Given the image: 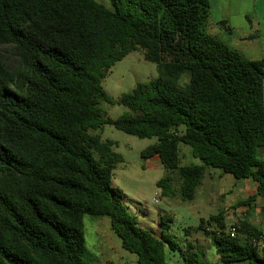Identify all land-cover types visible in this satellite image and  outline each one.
<instances>
[{"label": "trees", "instance_id": "obj_1", "mask_svg": "<svg viewBox=\"0 0 264 264\" xmlns=\"http://www.w3.org/2000/svg\"><path fill=\"white\" fill-rule=\"evenodd\" d=\"M110 1L112 9L96 0H0V264H84L86 216L108 217L137 264H171L166 250L177 245L140 227L113 185L122 157L92 134L105 124L156 138L142 157L177 174L184 202L194 201L204 167L256 182L243 205L264 196V59L248 60L210 33L207 0ZM139 50L158 78L121 97L130 114L108 119L100 105L116 102L102 81ZM180 144L203 166H181ZM172 182L157 183L164 197L175 196ZM198 230L219 260L190 246L181 264H264L256 245L264 233L248 222L229 226L219 213Z\"/></svg>", "mask_w": 264, "mask_h": 264}, {"label": "rangeland", "instance_id": "obj_2", "mask_svg": "<svg viewBox=\"0 0 264 264\" xmlns=\"http://www.w3.org/2000/svg\"><path fill=\"white\" fill-rule=\"evenodd\" d=\"M96 1L104 7L112 9L110 0ZM248 2L251 6L254 1L248 0ZM211 3L213 13L217 15V8L213 0ZM263 5L264 0H260L259 8ZM255 25L256 30L253 34L260 35L259 38L262 39L264 37V19ZM216 32L212 31L213 34ZM226 44L248 60L264 59V47L262 46L245 45V43L235 40L231 43L227 41ZM1 52L5 56L7 64L12 65L15 58L11 51L4 47ZM157 78L156 65L147 62L141 50L127 55L110 69L102 81L104 92L116 102L114 105L106 102L101 103L100 107L104 116L111 120H117L130 114L129 109L118 104L121 97L131 93L137 85L148 83ZM188 83L189 75L184 74L179 86L184 88ZM92 134L100 136L103 142H112L114 152L122 157V161L116 165L113 172V185L122 191L124 205L128 213L137 218L140 227L148 230L157 238H161L163 231L177 245L176 251L167 248L166 259L168 263L181 264L183 261L180 250L185 251L190 246H193V249L205 261L217 263L219 258L216 248L211 244L209 237L197 229L202 218L207 217L204 219L206 221L210 214H218L223 210L224 204L218 196V183L227 192L230 188L229 182L241 183V181L235 180L230 175H224L227 181L225 184L219 181L218 174L215 172L217 170L204 167V176L201 185L196 190L194 201L184 202L179 197L177 174L165 169L155 159L145 160L142 157L145 150L158 143L156 138L139 139L108 124H105L100 131H94ZM179 155L181 166H203L202 162L193 156L192 148L188 145L180 144ZM258 158L264 161V146L259 149ZM168 178H172L173 181L174 197H164L162 189L157 186L159 181ZM213 184L215 186H212ZM242 198L243 195L236 196L234 200ZM162 216L172 218L173 222H166L161 225ZM233 223H229V226ZM206 228L211 229L207 225ZM84 236L86 242L84 264H105L107 262L137 264V256L122 248L121 240L111 229L108 217L86 216L84 218ZM209 247L211 248L209 249ZM234 264L249 263L248 261H240Z\"/></svg>", "mask_w": 264, "mask_h": 264}, {"label": "crops", "instance_id": "obj_3", "mask_svg": "<svg viewBox=\"0 0 264 264\" xmlns=\"http://www.w3.org/2000/svg\"><path fill=\"white\" fill-rule=\"evenodd\" d=\"M207 1L210 6V32L212 33V31H217L216 34L212 33L213 35L217 36L225 43L227 41L231 43L235 40L237 42L245 43V45H255L258 41L256 45L264 47V37L260 39V35L253 34L256 30L255 24H257L261 19H264V5L259 8L260 0H253L254 2H252L251 6L248 0H213L215 7L217 8V15L213 13L211 0ZM221 22H225L226 27H229L230 31H228L226 27H221ZM154 159L159 162L157 158ZM215 172L218 174L219 181L226 184L227 181L224 174L220 171ZM218 185L219 200H222L224 204L223 210L219 213L225 214V222L229 225V223L234 222L233 224H236L239 221H245L255 227L258 231L264 233V196L257 197L255 201L247 205L242 204L250 197L257 195L258 186L256 182L252 179L242 180L241 183L235 181L229 182L228 185L230 188L227 192H225V189L221 184L218 183ZM212 186H215V184ZM242 195V199L234 200L236 196L240 197ZM215 215L217 214H210L208 217ZM162 217L161 225L163 224ZM205 218H202L201 220H204ZM169 219L173 222L172 218ZM162 233L164 232L162 231ZM210 248L211 247H209V249ZM115 264L123 263L117 262Z\"/></svg>", "mask_w": 264, "mask_h": 264}, {"label": "built area", "instance_id": "obj_4", "mask_svg": "<svg viewBox=\"0 0 264 264\" xmlns=\"http://www.w3.org/2000/svg\"><path fill=\"white\" fill-rule=\"evenodd\" d=\"M229 233H230L231 237H235V235H236L235 228H230ZM256 245L259 247L260 251H263L264 250V238L261 237L260 240L258 242H256Z\"/></svg>", "mask_w": 264, "mask_h": 264}]
</instances>
